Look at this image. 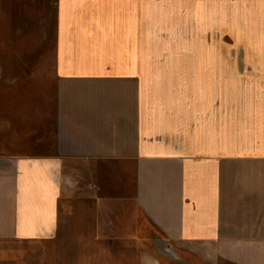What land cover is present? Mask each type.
<instances>
[{"label":"rangeland","instance_id":"rangeland-1","mask_svg":"<svg viewBox=\"0 0 264 264\" xmlns=\"http://www.w3.org/2000/svg\"><path fill=\"white\" fill-rule=\"evenodd\" d=\"M68 5L85 19L93 12L132 29L128 38L142 48L134 69L162 120L190 119L212 139L222 137L224 153L255 144L263 224L264 0H0V157L69 152L82 103L126 105L121 94L132 90L129 82H60L57 34ZM233 165L224 166V234H236L228 225L239 218ZM61 167L53 235L0 242V264H264L237 259L238 243H162L142 232L140 213L126 202L132 189L123 162L102 159L94 180L80 176L76 161ZM256 247L264 255V243Z\"/></svg>","mask_w":264,"mask_h":264},{"label":"crops","instance_id":"crops-1","mask_svg":"<svg viewBox=\"0 0 264 264\" xmlns=\"http://www.w3.org/2000/svg\"><path fill=\"white\" fill-rule=\"evenodd\" d=\"M65 7L60 11L56 44L60 82H129L133 88L121 94L126 105L104 106L91 99L82 103L77 112L78 137L69 152L0 157V163L7 164L0 171V242L51 237L58 226L55 217L62 195L63 161H76L82 170L78 174L94 180L100 178L97 171L106 159L125 163L132 189L126 202L140 213L142 232H151L162 243H238L242 249L236 257L243 263L264 259L254 249L264 243L258 202L260 150L254 143L251 149L242 143L235 154L224 153L222 137L212 139L205 127L198 129L190 119L181 123L178 115L170 122L162 120L161 112L149 107L143 74L134 69L138 64L133 61L142 48L128 38L131 28L119 25L120 21L110 26L114 22L109 17L92 11L85 19L80 9ZM228 161L234 163L230 169L238 176L239 218L228 225L232 230L236 227V234H224V166ZM8 185L9 194L3 192ZM250 246L253 250H245Z\"/></svg>","mask_w":264,"mask_h":264}]
</instances>
